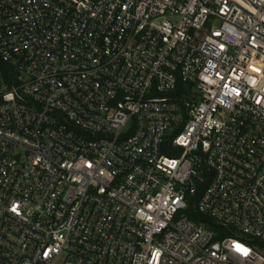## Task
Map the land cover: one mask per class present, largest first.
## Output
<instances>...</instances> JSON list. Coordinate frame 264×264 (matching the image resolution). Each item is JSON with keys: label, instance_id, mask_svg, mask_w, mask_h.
I'll use <instances>...</instances> for the list:
<instances>
[{"label": "built area", "instance_id": "1", "mask_svg": "<svg viewBox=\"0 0 264 264\" xmlns=\"http://www.w3.org/2000/svg\"><path fill=\"white\" fill-rule=\"evenodd\" d=\"M0 264H264V0H0Z\"/></svg>", "mask_w": 264, "mask_h": 264}, {"label": "trees", "instance_id": "2", "mask_svg": "<svg viewBox=\"0 0 264 264\" xmlns=\"http://www.w3.org/2000/svg\"><path fill=\"white\" fill-rule=\"evenodd\" d=\"M209 228L211 229V230H214V229H216V226L215 225H213L212 223L209 225Z\"/></svg>", "mask_w": 264, "mask_h": 264}]
</instances>
